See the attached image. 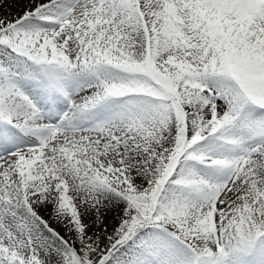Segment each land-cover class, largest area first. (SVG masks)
I'll return each instance as SVG.
<instances>
[{"label":"snow or ice","instance_id":"snow-or-ice-1","mask_svg":"<svg viewBox=\"0 0 264 264\" xmlns=\"http://www.w3.org/2000/svg\"><path fill=\"white\" fill-rule=\"evenodd\" d=\"M23 4L0 264H264V0Z\"/></svg>","mask_w":264,"mask_h":264},{"label":"rangeland","instance_id":"rangeland-1","mask_svg":"<svg viewBox=\"0 0 264 264\" xmlns=\"http://www.w3.org/2000/svg\"><path fill=\"white\" fill-rule=\"evenodd\" d=\"M21 6V7H20ZM24 9L23 1L10 0V6L5 5L3 9H0V15L7 16L8 18H13L22 12Z\"/></svg>","mask_w":264,"mask_h":264},{"label":"bare ground","instance_id":"bare-ground-1","mask_svg":"<svg viewBox=\"0 0 264 264\" xmlns=\"http://www.w3.org/2000/svg\"><path fill=\"white\" fill-rule=\"evenodd\" d=\"M19 1H23V0H19ZM21 7V6H20Z\"/></svg>","mask_w":264,"mask_h":264}]
</instances>
